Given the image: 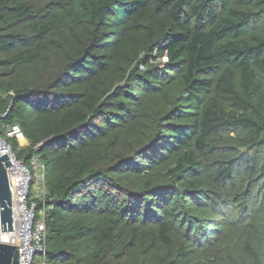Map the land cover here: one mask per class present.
<instances>
[{"label": "trees", "instance_id": "trees-1", "mask_svg": "<svg viewBox=\"0 0 264 264\" xmlns=\"http://www.w3.org/2000/svg\"><path fill=\"white\" fill-rule=\"evenodd\" d=\"M0 115L31 264H264V0H0Z\"/></svg>", "mask_w": 264, "mask_h": 264}, {"label": "built area", "instance_id": "built-area-1", "mask_svg": "<svg viewBox=\"0 0 264 264\" xmlns=\"http://www.w3.org/2000/svg\"><path fill=\"white\" fill-rule=\"evenodd\" d=\"M161 60L164 62L166 58L163 57ZM9 139L17 142L24 139L18 126H11L4 131V136L0 135V157L6 155L10 163L6 173L11 197L15 199L17 197L19 201L18 231H16L18 244L14 243L15 231L2 232L1 229L0 242L19 247V264H31L34 255L43 253L44 250V211L40 212L39 218L35 216V200L44 202L45 199V168L35 154L29 157L27 164L18 160L8 142ZM15 217L16 215L12 216V219Z\"/></svg>", "mask_w": 264, "mask_h": 264}, {"label": "water", "instance_id": "water-1", "mask_svg": "<svg viewBox=\"0 0 264 264\" xmlns=\"http://www.w3.org/2000/svg\"><path fill=\"white\" fill-rule=\"evenodd\" d=\"M8 166L10 163L6 155L0 157V229L2 232L15 231L14 243L18 244L16 231H18L19 201L17 197L16 199L11 197L6 173ZM14 215L16 217L12 219ZM18 250L19 247H13V244L0 242V264H19Z\"/></svg>", "mask_w": 264, "mask_h": 264}, {"label": "rangeland", "instance_id": "rangeland-1", "mask_svg": "<svg viewBox=\"0 0 264 264\" xmlns=\"http://www.w3.org/2000/svg\"><path fill=\"white\" fill-rule=\"evenodd\" d=\"M160 61H162L161 59H156V62H160ZM26 143V144H25ZM18 145H19V147H21V148H26V147H28V145H29V143L25 140V139H23V140H20L19 142H18ZM39 215H40V213H39Z\"/></svg>", "mask_w": 264, "mask_h": 264}, {"label": "crops", "instance_id": "crops-1", "mask_svg": "<svg viewBox=\"0 0 264 264\" xmlns=\"http://www.w3.org/2000/svg\"><path fill=\"white\" fill-rule=\"evenodd\" d=\"M26 144V143H25Z\"/></svg>", "mask_w": 264, "mask_h": 264}]
</instances>
